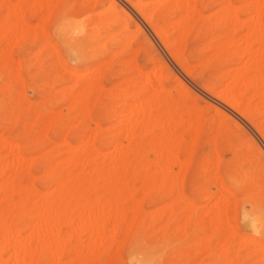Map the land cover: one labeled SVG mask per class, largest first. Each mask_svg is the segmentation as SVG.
Masks as SVG:
<instances>
[{"label": "bare ground", "instance_id": "1", "mask_svg": "<svg viewBox=\"0 0 264 264\" xmlns=\"http://www.w3.org/2000/svg\"><path fill=\"white\" fill-rule=\"evenodd\" d=\"M262 1L251 0V3L248 4L252 15L246 25L240 20L241 14L246 13L243 10L245 7L237 8L232 0H65L57 7L54 13L49 11L50 13L48 12L49 14L45 18L42 17L44 21L37 29L30 26L25 20L24 13L16 5L13 4V7V5L9 4L8 8H5V12H7V9L8 12L4 19L2 18V22L4 20L2 25L0 23V40L6 43L4 48L2 47L3 49L0 48V72L4 75V78L10 76V67L7 60H12L10 58L11 53L13 49L20 46L23 34L27 35L30 31H38V29L46 25L52 27L51 30L59 32L58 35L63 41L64 50L70 58H88V49L91 46H96L99 42L95 40L96 33L99 31H111L108 36L104 37V40L110 39L112 48L123 46V51H119L120 53H116L118 50L116 52L115 50H112V52L108 51L106 62L101 64L100 61L97 67H94L95 71L93 73L79 75L80 70L79 72L72 70L71 79L75 81V85L72 82L73 88L75 87L79 91H71L70 96L67 94L66 100L69 104L67 108L74 112L78 110L81 120L83 118L85 121L84 118L90 114L88 102L91 98V93L103 89L102 82L107 78L105 71L112 70V67L118 62L123 67H127L128 63L131 64L128 60L125 61V57L129 54L126 52L127 47H131V44L127 46L119 34L113 32L130 31L131 26L135 27L133 40L141 39L144 42L146 47L144 51L152 62L155 58L160 59V64L159 62L158 64L161 65V69H159V72L162 74L164 70L167 71L170 75L167 76L174 79L182 89V96L184 93L187 97H191L193 92L175 75L174 70L171 68L172 65L170 67V63L167 64L168 61L165 62V59L162 58V52L157 48L155 40L151 38L149 29L154 34L153 37L155 36L161 43L164 52L182 69L185 75L193 79L198 78L201 81V88L206 93L205 97L207 100L205 103L207 110L212 112L213 115L210 122L204 123L203 126L200 122L203 116L194 111V107H196L194 105L193 109L189 106L187 110L192 109L196 116L193 112L191 114L196 119L192 117L193 121H185L181 116L179 120L177 112L179 113L182 110H178L175 96L163 85L161 78H158L159 72H156L157 75L154 78L150 71L146 73L138 71L137 54L140 53L139 48L140 46L142 47L140 45L137 49L139 52H136V50L132 51L133 55L136 54L135 58L130 56L134 59V63H132L135 64L134 70L130 71V75H123L122 73L121 75L119 73L123 79L118 87L115 86L117 87L115 93L119 98H122L121 107L119 108L123 112L120 115L125 120H122L124 122L123 128L117 131L116 136L111 137L122 136V141L124 139L123 143H118L117 141L113 143L111 141L112 146L114 145V153L101 155L96 147L95 135L91 139V137L88 138L89 134L87 136L85 133L82 135L77 134L78 138L75 145L67 143L66 139L62 140L64 145L67 146L62 159H59L58 162L56 160L54 165L56 162L57 164L53 165L54 168L51 167L50 171L45 170L47 171L46 173L43 172L44 168L42 166L43 187L47 191L51 190L44 193L36 188L33 182L31 186L23 183V178L27 174L32 175L30 174L31 168L36 167L43 159V146L40 150L42 154L40 158H37L39 157L38 151L37 157L35 159L31 158L32 161L30 158L27 160L31 153L25 156V152L28 153L34 149L35 140H39L38 137L25 135L23 140L20 138L22 144H16L13 139L4 138V133L1 134L0 264H42L44 260H47L48 264H93L100 257L109 259V262H114L121 257L123 251L128 252V258L132 264H159L158 258L153 256L154 254L148 253L144 249V244L140 245L142 242L140 244L136 242L139 239V235L142 234L148 218L145 217L143 203L151 201L153 194L160 190L166 191L169 197L176 196L175 194L179 190L181 198L176 204L183 206L184 204L182 205V203L185 202V206H187L186 203H189L190 207L189 205L187 206L188 208L183 207L186 209L190 208L188 211L189 219L192 220L198 217L205 224L204 231L210 233L209 236L216 234L219 237L218 249L215 248L217 245L213 247L214 243H211L212 240L206 239L209 241L207 245L206 240H203L205 237L202 238L200 245H204L200 249V253L198 252L194 255L192 261H189V264H196L198 261L196 259L201 254L202 257L215 260V264H264V243H259L256 238L254 241L247 242L239 231H235V228V230H230L229 227L231 225L229 223L231 213L235 210L243 209V220H246L247 230L249 228L251 231H255L253 233H259L260 236H264V2ZM25 2L27 1L23 2L21 0L20 3L22 4L20 6ZM34 2L35 0H32L31 4ZM36 2L41 4L44 2L43 6L47 3V7H43L46 8V11L47 8L49 10L51 7V5L49 6V0H36ZM11 6L12 8L9 10ZM213 6L216 7L215 10L205 16L204 11ZM37 7L40 6H35V8ZM105 7H107L106 10L98 12V10ZM43 8L38 9V13H41V16ZM32 10L34 11L33 8ZM94 12L98 13L95 14ZM85 16L88 17L82 23L77 21V19L82 17L85 19ZM240 28L246 29L244 36L243 33L240 36L242 32L239 31ZM42 30L46 29L43 27ZM125 38L128 37L125 36ZM200 38L208 40L203 49L207 51V54L202 53L201 51L203 50L197 48V45H191ZM130 40L132 39L129 38L128 41ZM132 41L128 43H132ZM140 42H138V45L141 44ZM100 44L102 47L97 46L100 47L99 53L101 54L104 48L102 43ZM43 46L45 47V43ZM51 48L54 51V47ZM124 49L126 50L124 51ZM9 52L10 56L8 59ZM38 53L36 54L38 55ZM244 59H247L245 60L247 61L246 63H244L245 61L242 62ZM193 60H197L199 63L194 66L191 64ZM15 63L11 61V64H20ZM61 64L59 63L58 67H56L61 69ZM221 65H223L222 68L229 66L231 68L227 71L225 70L220 76H216L215 72L219 74L217 67L219 66L220 68ZM207 69L213 71L207 72ZM19 70L21 69L19 68ZM67 71L64 72L67 73ZM132 71H136L137 74L136 72L132 73ZM207 73H209V79L206 78ZM17 79H19L18 75ZM67 79H69V76ZM152 79L155 80L153 81ZM19 81L21 83V80ZM18 83L16 82L17 85ZM35 87L33 88L36 89L37 87ZM17 88L19 87L17 86ZM69 88L71 89L72 87ZM36 90L39 89L37 88ZM36 92L38 93V91ZM0 93L2 94V91ZM1 94L0 97H2ZM6 94L8 95L7 91ZM22 94L24 92H20L18 96H22ZM98 94L101 95L100 92ZM67 95L64 94V97ZM99 95L94 93V97ZM177 96L179 95L177 94ZM61 97L57 96L56 99ZM196 98H198L197 95ZM7 99L8 97L3 102L6 103ZM17 99L18 101L15 102L17 104L25 102L23 97H18ZM1 100L4 99L1 98ZM1 100L0 102L3 104ZM26 100H28L27 97ZM12 101L15 100L12 98ZM186 101L189 100L187 99ZM55 102L58 101L53 103ZM27 104L30 106L25 103L22 105L29 109L34 106L30 102ZM95 104L94 107H96ZM6 105L4 109L7 108ZM182 106L183 103L180 108ZM3 107L2 110L5 112L6 110ZM51 107L53 106L51 105ZM161 108L164 109L162 111L164 113L160 112ZM200 111L202 110L200 109ZM52 114L49 117L52 118ZM63 115H60L62 119ZM174 115H176L178 123H175L177 119ZM9 116L8 113L7 117L9 118ZM19 116L14 117V120H17L16 118ZM68 117L71 119L72 116ZM186 118L191 119V116H186ZM58 119L54 117L47 122L45 121L46 125L45 123L38 125H44L42 127L45 128L44 131L46 132L53 131L59 126L60 129L62 128L60 133L66 130L70 131V133L71 131L78 132L77 124L71 125L69 118L65 120V126L61 125V119L60 121ZM79 119L78 121L75 119L78 124ZM11 122H14L13 119ZM111 122H113V119ZM173 122L178 127V131ZM33 123L36 124L35 122ZM3 125L4 130L11 131L12 125L10 124V129L7 120L3 121ZM35 127L37 126L35 125ZM179 127L182 128L181 132L183 133L181 134H179ZM89 128H92V126H89ZM24 129L26 130V128ZM84 129L86 128L84 127ZM91 131L93 130L90 129V136ZM67 134L65 135L67 136ZM65 135L62 136L65 138ZM106 135L108 136V134ZM73 136L76 137L75 135ZM19 137H21V134ZM101 137L103 138L104 136L102 135ZM145 137L149 138L146 143H143V138ZM187 137L191 140L187 141ZM69 139L71 138L69 137ZM125 139L127 141L126 144L124 143ZM61 142L60 144H63ZM103 145L104 147L106 146V144ZM183 153L187 159L184 158V161H181L180 156ZM151 154H154L155 158ZM25 157L27 158L25 159ZM175 165H178L179 171L177 170V173L175 172L177 169ZM173 167H175V170ZM25 168L29 170V173L25 171ZM32 171L35 170L32 169ZM37 172L39 174L41 171ZM202 177L204 179L207 178V184L204 187L201 186L202 188L200 187L201 191L204 189L203 192L197 187L198 184H191L192 179L197 182ZM136 178L142 182L140 184L141 189L137 188V191L140 189L139 197L143 195V198L141 197L142 199L140 198L141 200L138 201L134 197L136 189L131 192ZM213 188H216L217 192H212ZM187 191L194 197L200 198L204 206L196 207L193 203H190V199L186 196ZM130 192V197L124 199ZM218 193H222L219 199L216 197ZM239 196L243 198L240 199ZM126 201L130 202V206H128L130 210L126 207L125 211L134 213L129 222L128 218L124 217L125 212L122 209L125 207ZM174 206L175 203L173 201L167 206L165 217L167 216L169 219L168 223L162 226L164 231H161L160 234H165L167 226L169 227L174 220ZM158 218L160 219V217ZM111 224L113 228L110 229L112 230L110 232L108 227L111 228ZM150 224H155V221H151ZM148 228L150 229V226ZM185 229L184 227L181 236L184 238H186L184 236L186 235ZM201 232L204 233L203 231ZM169 234L172 236L171 232ZM119 235L122 236L121 242L117 240ZM159 236L160 238L162 237L161 235ZM148 237L147 239H149ZM160 238H158V241ZM202 241L205 242L203 243ZM205 245H207V248L203 251L204 247H206ZM162 247L161 249H163ZM152 249L154 251V248ZM201 250L203 253H201ZM168 251L170 253L171 250L168 249ZM187 252L190 253L191 251ZM174 255L176 256L178 253ZM202 257L199 259L201 260ZM96 263L98 264L97 260Z\"/></svg>", "mask_w": 264, "mask_h": 264}, {"label": "rangeland", "instance_id": "2", "mask_svg": "<svg viewBox=\"0 0 264 264\" xmlns=\"http://www.w3.org/2000/svg\"><path fill=\"white\" fill-rule=\"evenodd\" d=\"M22 1L24 2L25 0H22ZM26 1L27 2H25L22 6H20L22 4V3H20L21 0H18V1L17 0H11V1L2 0L1 1V6H0V10H1L0 11V23H1V25L4 22V20L2 22V18L4 19V16H6L7 15V12H8V9H7V12H5V8H8L9 4H11V5L14 4V5H16L17 8L19 7L18 9H21V12L24 13L25 20L30 24V26L32 28L35 27L34 29H37L39 27V25H41V23L44 21V18L50 13L49 11H51V13H54L55 10L57 9V7L59 5H61V3L63 1H65V0H52V1L49 0V6L51 5V7L49 8V10L47 8V11H46V8H43V7H47V3H46L47 1L45 2L46 3L45 6H43L44 2H42L43 4H41L40 2L37 3L36 0H35L36 4L34 5V3H35L34 2V3H32L33 4L32 5L31 4V1L32 0H26ZM9 2H11V3H9ZM232 2L235 4V6L237 8H244L245 7L243 10H245L246 13L245 14H241L240 20L245 25L248 24L247 23L248 22V19H250L251 18L250 16L252 15L251 14V9L248 8L249 7L248 4L251 3V0H250V2H249V0H232ZM262 2H264V0ZM244 3L247 4V5H245ZM6 5H7V7H6ZM14 5H13V7H14ZM25 5H26V7H25ZM31 5H32V7H31ZM38 5L40 7L35 8V6H38ZM41 7L43 8L42 9V12H43L42 13V16H41V13H38V9H41ZM11 8H12V6L9 7V10ZM32 8L34 9V11L32 10ZM106 8L107 7L102 8V9L98 10V12L100 13L101 11L106 10ZM215 8L216 7L213 6V7L209 8L208 10H205L204 11L205 16H208L207 14H211V12H213V10H215ZM2 10H4V11H2ZM98 12H96V13H98ZM94 13H93V15H94ZM42 17H44V18H42ZM87 17L88 16H85V19H84V17H82L83 19L80 18V19H77V21L79 23H82L83 21L86 20ZM36 24H37V27H36ZM46 26H43L46 30H42L43 27H41L40 29H38V31H30L29 34H27V35H25V34L22 33L24 35L23 36L24 39L23 38L21 39L20 46L18 48L13 49V51L11 50L12 51L11 56H10V52L8 54V59H9V56L12 59V60H10V59L7 60L8 64H9V67H10L9 68L10 69V76L9 77L6 76V78H4V75H2L1 72H0V74H1V76H0V89H2V90H0V92L2 91V94L0 93L2 95V97H0V100H1V98H3L4 100H1V101L5 105H6L7 101H8V103L6 105V107H7L6 109H4L5 108V105L1 104V102H0V113L2 112V114H0V125H1L0 126L1 127V129H0V139L2 138L1 137V134L4 133L3 134V137L4 138L7 137V139H13V141L16 142V144H20L22 142V141H20V138H21V140H23V138H25V135L26 136L28 135L30 137H33V135H34V136H36V138L38 137L39 140H37V139H36L37 141L35 140V142H36L35 145H38L39 147L34 145L35 151L33 149L31 152H28V153L25 152V156H27V155H29L31 153L28 156V158L25 157V159L26 158H27V160H29V158L30 159L31 158L32 159H35L37 157V151H38V156H39L37 158H40V156L42 155L41 152H40V150H41V147L43 146L42 147L43 148L42 151H44V154L42 155V157H43L42 160L43 161L41 160L40 163L36 167L31 168L30 174H32V175H28L27 174L23 178V183L25 185L31 186L32 185L31 183L33 182V185L36 188H38L40 191H43L44 193L47 190L45 189V187H43L44 186V180H42V176H43L42 171H43V168H44V171L43 172L46 173L47 171H45V170L50 171L51 170V167L54 168V166L57 164L58 160L59 159L60 160L62 159V155H63L64 151L67 150V146L64 145V143H63L62 140L66 139L67 140V143H70V144H74L75 145L76 144L75 142L77 141V138H78V135L77 134H81L82 135V134L85 133L86 136L89 134L88 138L91 137V139H92V136L94 137V135H95L96 138L94 140L97 141L96 147L100 151L101 155H103V156L106 155L107 153L110 154V153H112L114 151V148H113L114 145L112 146L111 141H113V143H114V141H117L118 143H123L124 139L122 141V136H117V138L116 137L115 138H111L113 136H116L117 135V131L120 130L121 128H123L124 122L122 120H125L124 117L122 116L123 117V119H122V117L120 115V113L123 112V110H121L119 108V107H121L120 104L122 103V101H121L122 98L121 97L119 98L117 96V94L115 93V90L118 87V85L121 84V81L123 79L121 75L122 74L123 75H128V74L130 75V73H131L130 71L132 69L134 70V68H135L134 67L135 64H132V63H134L133 62L134 59H132V57H130V56H133L134 57V56H136V54L133 55L132 51L133 50L134 51L136 50V52H139V50H140V53L137 54V56H138L137 57V64L139 65V66L137 65L138 66V71L145 72V73L150 71L152 73L151 75H153V77H154V76L157 75L156 72H159V69H161V65H159L160 64V59H156V58L154 59V57H153L154 61L152 62L149 59V57H147L146 52L144 51V49H146L144 42L141 39H138L137 37H136V39H138L139 41L138 40H133L134 39V36H135L134 35V33H135V27L131 26L130 29H129L130 31H113L115 34H119L120 38L123 39L126 42L125 44H127V46L129 44H131V47L128 46L127 47L128 48L127 50L124 49V51L126 50V52L129 53L128 54L129 58H128V56L125 57V61L128 60L131 64L128 63V66L127 67H123V66L120 65V62H118V63H116V65H114V67H112V70L109 69V70L105 71L106 73L104 72L105 74H107V78H106V80H104L102 82L103 89L102 90H96L97 92L94 91L93 93H91V96H90L91 98H90V100L88 102L89 103L88 104V111L90 112V114L88 115V117L84 118L85 121L83 120V118L81 120V117H80L81 115L79 116L78 115L79 112H77L78 110H76V112H74V111H70L69 108H67L69 106L68 101L66 100V98L68 97V95L70 96L71 91L72 92H76V91L78 92L79 91V89H77L75 87L73 88V86L75 85L74 84L75 81H73V79H71L72 77H71L70 74L74 70H77L78 72L80 70L79 75H81V74L82 75L83 74L88 75V73H90V72L93 73L95 71V68L94 67L95 66L97 67V65H98V63L100 61H101L100 62L101 64H103V63L106 62V60L108 59V51L109 52H112V50H115V52H116L118 50V52H116V53H120L121 51H123V46L120 45L121 47L120 46H118V47L116 46V48H114V47L112 48L111 47L112 41L110 39H107V41L104 40V37L105 36H108L111 31H99V32L97 31L98 33H96L97 35L95 37V40H98L99 41L97 45H99L100 43H102L103 48H104V50H102L103 53H101V54L99 53V51L101 50L100 47H102V46H100L101 45L100 44L99 45L100 47L96 45V46H91L88 49V53H87L88 58H86V59L85 58H70L67 55V53L65 52V50H64L63 41L60 38V35H58L59 32L58 31L51 30L52 27H50L49 25H46ZM240 29H239V31H242L240 33V36H241L242 33H243V36H244L245 33H246V31H245L246 29H244V28L243 29L240 28ZM77 32H79V31H77ZM31 33H33V34H31ZM149 33H150L151 38L153 40H155V44H157V48L159 49V51H161L162 53L165 54L164 55V54L161 53L162 58L165 59V62L168 61L167 64L170 63L169 64L170 67L172 65L171 68H172V70H174L173 72L175 73V75H177L191 89V91L193 92V94L191 95V97H187L184 93H183V96H182L181 95L182 92H183L182 89L178 86V84L176 83V81L174 79H172L171 77H168L170 75L167 73V71L164 70L162 72V74H161V72L158 73L157 76H158V78H161V81H162L163 85L169 91H171V93H173V96H175V99H176V102H177V106L176 107L178 108V110H182L183 111V114L186 113V114L183 115L182 114V111H180L181 113L180 112L179 113L177 112V116L179 117L178 119L180 120L181 116H182L183 119H185V121L192 120L193 118L196 119V117H193L192 114H191L193 112L192 109H193V107L195 105L196 107H194V111L200 113L203 116L202 120L200 121L202 123V125L204 126V123H206V124L209 123L210 120H211V118H212L211 116L213 115V113L210 112L209 110H207V106H206V103H205V101L207 100L206 97H205L206 96V93H204V91L201 88V81L198 78H194L193 79L192 77H189V76L185 75V73L182 71V69L180 67H178V65L170 57H168L169 55L166 54V52H164V48H162L161 43L158 41V39H156L155 36L153 37L154 34L152 33V31L150 29H149ZM98 34H99V36H98ZM121 35H122V37H121ZM125 36L128 37V38H125ZM45 38H47V39H45ZM129 38L132 39L133 41L132 40L128 41ZM48 41H49V43H47ZM131 41H132V43H128V42H131ZM138 42H140L141 44L138 45ZM44 43H45V47L43 46ZM207 43H208V40H205L203 38H200L197 42L192 43L191 45L192 46L197 45L196 46L197 48L203 50L205 48V46H206ZM199 44H200V46H199ZM0 45H1L0 48H2V47L4 48V45H6V43L4 41H1L0 40ZM140 45H142V47ZM139 46H140V48H139ZM48 47H50V48L51 47H54V51H53V48L50 49ZM124 47H125V45H124ZM138 48H139V50L137 51ZM41 50H43V51H41ZM38 52H40L41 54L38 53ZM201 52L202 53L204 52V54H207V51H205V50H203ZM36 53H38V55ZM27 54H29V55H27ZM102 54H103V56H102ZM25 60H26V62H25ZM86 60H89V61H86ZM245 60H247V59H244L242 62H244ZM11 61H12V63H15L16 62L15 64H19V63L20 64L19 65H14V64H11ZM158 62H159V64H158ZM246 62L247 61H245L244 63H246ZM59 63L60 64L62 63L61 64L62 65L61 66V69L60 68H57L58 65H59ZM196 63L198 64L199 62L197 60L191 61V64H193L194 66H195ZM13 65H14V67H13ZM35 65H38V66H35ZM15 67H19L21 70H19V68H15ZM222 67H223V65H221L220 68H219V66L217 67L218 70H219V74H217L218 72H215L216 76H220V74H222L223 72H225V70L227 71V70H229L231 68V66L225 67V68H222ZM66 70H68L67 73H65ZM14 71H16L17 73L14 72ZM18 71H19V73H18ZM208 71H213V70L207 69V72ZM127 72H129V73H127ZM134 72H136V71H134ZM134 72L132 71V73H134ZM119 73L120 74L122 73V74L119 75ZM136 74H137V72H136ZM17 75L19 76V79H17ZM64 75L66 76V78H68V76H69V79L66 80V78H65ZM109 75H111V76H109ZM11 77H12V79H11ZM206 78L209 79V73L206 74ZM213 78H212V80H213ZM19 80H21V83H20ZM22 80H23V82H22ZM152 80L154 81L155 79H152ZM15 81L17 83L19 81L18 85L16 84ZM24 81H25V83H24ZM34 82H35V85H34ZM64 82L66 83V85H65ZM72 82H73L74 85L72 84ZM60 83H62V84H60ZM116 83H118V84H116ZM5 84H6V88H5ZM19 84H20L21 88H20ZM13 86H15V87H13ZM17 86L19 88H17ZM35 86L39 90H36L37 88ZM115 86H117V87H115ZM7 87H8V89H7ZM22 87H23V89H22ZM33 87H35L36 89H34ZM69 87H72V88L70 89ZM42 88H44V89H42ZM179 89H181V90H179ZM33 90H35V92L38 91L39 95H42L43 97L42 96H39L38 93L36 92V94L38 95V97H37V95L35 94V92H33ZM42 90H43V92H42ZM6 91H7V93H8L9 96L6 94ZM16 91H17V95H16ZM63 91L65 92L64 93L65 95H67V94L68 95L64 97ZM20 92H22V93L24 92V94H22V96H20V95L18 96V94ZM98 92H100L101 95H99ZM94 93L95 94L97 93V95H99V96H97V97L95 96L94 97ZM58 94H61V95H58ZM177 94L179 96H177ZM6 95H7L8 99H7L6 103H5L3 101L6 100V98H7ZM109 95H110V97H109ZM180 95H181L182 99H181ZM196 95L198 96V98H196ZM57 96H59V97L62 96L61 98H63V99H61V98L56 99ZM185 96H186V98H185ZM193 96L195 97L196 100L194 99ZM18 97L19 98L23 97V100L25 102H20L19 103L20 105L17 104V103H15V102L18 101V99H17ZM26 97H27L28 100H26ZM93 97H94V99H93ZM177 97L180 98L181 103H180L179 98H177ZM12 98L15 101H12ZM45 99H47V100H45ZM60 99H61V101H59ZM97 99H98V101H97ZM187 99L189 101H186ZM19 101H20V99H19ZM54 101H58V102H55L56 105H55V103H53ZM96 101H97V103L95 104ZM183 101L185 102V104H184ZM26 102L27 103L30 102L31 105L33 104L34 106L33 107L31 106L30 109H29L25 105H22L23 103H25L27 106H30ZM49 102L51 103V105L53 107H51V105H50ZM66 102H67V104H66ZM91 102H93V103H91ZM182 103H183V106L180 108V106L182 105ZM14 104H15V106H14ZM94 104H95L96 107H94ZM101 104H102V106H101ZM118 105H120V106H118ZM16 106H18V107H16ZM99 106H100V108H99ZM116 106H117V108H116ZM189 106L192 107L191 110L189 109L190 111L187 110V108H189ZM2 107H3L4 110H6L5 111L6 112V115H5V112L2 110ZM25 108H26L27 111H29L28 113L25 110ZM37 108L40 109V110H38ZM200 109L202 111H200ZM33 110H34V114H33ZM162 111H164V109L161 108L160 109V112H162ZM7 112L10 115L9 118L7 117V114H8ZM52 112H53V114H52ZM95 112H96V114H95ZM54 113H55V116H54ZM56 113H57V115H56ZM108 113L109 114L112 113L114 115L111 114V116H109ZM162 113H164V112H162ZM50 114H52V118L49 117ZM193 114H195V116H196V113L193 112ZM30 115H32L33 117L30 116ZM60 115L61 116L63 115V119H62V117H60ZM73 115H75V116H73ZM185 115L187 117L191 116V119L190 118H186ZM16 116H19L18 118H16L18 121L17 120H14L15 119L14 117H16ZM58 116L60 117L61 121H60V119H58L59 118ZM68 116L74 117L77 121H78V118H80L79 119V124H81L82 126L79 125L78 122H75V119L74 118L71 117V119H70V117H68ZM174 116L176 117V115H174ZM36 117H38V118H36ZM54 117L57 118L58 121H60V124L63 125V126H65V123H64V122H66L65 120H67V118H69V121L71 122V125L74 124V123L77 124L76 127L78 129L77 130L78 132L71 131V133H70V131H67L66 130L63 133H60L61 132V129H62V128L60 129V126L57 127L53 131L46 132V131H44L45 128L42 127L44 125H40V126L38 125V124H44V123L46 125L47 124L46 122L48 120L53 119ZM82 117H84V116H82ZM105 117L109 121H107L105 119ZM109 117H111V118H109ZM21 118L24 119L23 122H22V119ZM41 118H43V119H41ZM204 118H205V120H204ZM12 119L15 122V124H13L14 122L13 123L11 122ZM112 119H113V122H111ZM176 119H177V117H176ZM178 119H177V122L175 121V123H178ZM195 119H194V121H195ZM4 120H7V123L9 124V128L10 129H11V125H12L11 131L10 130L9 131L4 130V127H3L4 126L3 125V121ZM33 122H35L36 124H34ZM32 123H33V125H32ZM35 125L37 127H35ZM115 125H117V126L114 127ZM173 125L176 126V124H174V122H173ZM89 126H92V128H89ZM98 126H100V127H98ZM2 127H3V129H2ZM84 127L86 129H84ZM108 127H109V129H108ZM112 127H114V128L112 129ZM24 128H26V130ZM79 128H82V129H80L82 131H80ZM90 129L93 130V131H91V136H90ZM181 130H182V128L179 127V131H180L179 134L183 133V132H181ZM99 131H100V133H99ZM177 131H178V127H177ZM43 132H44V134H43ZM45 132L48 133V134H46ZM53 132H55L54 135H53ZM97 132H98V135H97ZM67 133H69V134H67ZM20 134H21V137H19ZM65 134H67V136ZM106 134H108V136ZM138 134H140V133L138 132ZM62 135H65V138ZM73 135H75L76 137H74ZM102 135L104 136L103 138L101 137ZM42 136H44V138H42ZM10 137H12V138H10ZM13 137H15L16 140ZM45 137H46V139H45ZM69 137L71 139H69ZM40 138H42L43 140L40 139ZM57 138H59V139H57ZM148 138L149 137L143 138V143H146V141L148 140ZM189 139L190 138L187 137V141ZM99 140L102 141V142H100ZM106 140H108V142L110 141L109 142L110 145H109L108 142H106ZM60 142L63 143V144H60ZM126 142L127 141L125 139V142L124 143L126 144ZM56 143H58V144H56ZM102 143L103 144H106V146L104 147V145ZM97 144H99L100 146L97 145ZM98 146H99V148H98ZM111 147H112V151H111ZM108 149H109L110 152L108 151ZM32 152L34 153V155H32L33 154ZM0 153H1V150H0ZM58 153H59V155H58ZM151 155H153L152 157L155 158L154 154H151ZM184 158L187 159L186 155L183 153L180 156L181 161H184ZM32 159H31V161H32ZM56 160H57V162L54 165V162ZM31 161H28V162H31ZM42 166H43V168H42ZM175 166L177 167L178 165H175ZM173 168L175 170V167H173ZM32 169L35 170L36 172L35 171H32ZM60 169H59V171H60ZM27 170L28 169L25 168V171L27 173H29V170L28 171ZM39 170L41 171V172H39L40 175L37 172ZM177 170H178V167H177V169L175 171L176 173L179 171V170L178 171ZM33 177H35V178H33ZM34 179H36V180H34ZM206 179L207 178L204 179V177H202L197 182L196 181H193L195 179H192L191 180L192 181L191 184L192 185L198 184L197 187L201 191V188L204 187L207 184L206 183ZM140 184H142L141 180H139L138 178H136L135 179V182H133L134 188L131 185V187H132L131 192H133L136 189L134 191V197L136 198L137 201L138 200H141L143 198V195L141 196L142 198L139 197L140 196V193H141V191H140V189H141L140 186L141 185ZM135 186H136V188H135ZM137 188H140V189H138V191H137ZM202 190L204 191V189H202ZM48 191H51V190H48ZM136 191H137V193H136ZM203 191H201V192H203ZM131 192L129 193V195L125 196L126 198L124 197V199H128L130 197V195H131ZM162 192H163V194H162ZM212 192H217L216 188L215 189L213 188L212 189ZM179 193L180 192L178 190V192H176V194H175L176 196L173 195L172 197H169V196H167L168 193L166 191H163V190L156 191V193L153 194V197H152V200L151 201L143 203L144 204L143 205V210H144V213L146 215L145 217L146 218L148 217V218H147V221H146L145 228H144L142 234L139 235V239H138V241L136 243L140 244L142 242L140 245H143L144 244V246H145L144 249L148 253L154 254L153 256H156L158 258V260H159L158 263L159 264H189L190 263L189 261H192V258L194 257V255H196L200 251V249L202 248V246L204 245V244L203 245H200L201 244V240L204 237H205V239H203V240H206V239H208L209 241L212 240L211 243H214L213 244V247L219 243V237H218V235H216V234L213 235V236L210 235L211 236L210 237L209 236L210 233H207V232L204 231L205 224L203 223L202 220H200L198 217H196V218H194L192 220L189 219V213H188V211H189L190 208L189 209L183 208L185 206V202L182 201L183 202L182 205L184 204L183 206H181V205L179 206V204L178 205L176 204V202L181 198V194H179ZM221 194L222 193H218L217 194V196H216L217 199H219L221 197ZM186 196H187V198L190 199V203H193L196 207H199V206L200 207H203L204 206V203H201V199L198 198V197H194L189 191H187ZM165 197H167V198H165ZM201 197L202 198H205L203 196H201ZM239 198L242 199L243 197L239 196ZM170 200H172L175 203V206H174V214H173L174 220L172 218L173 221H172V223H171V225L169 227L167 226L166 233L165 234L164 233L160 234L161 231L162 232L164 231V229L162 228V226L163 225H166L168 223V219L169 218L167 216L165 217V214H166L165 211H166L167 206H169L172 203V201H170ZM129 203H130L129 201H126L125 202V207L122 208L124 210V212H125L124 213V217H127L128 218V222L130 221L129 219L132 218L133 217V214H134L132 211H125L127 209L126 207L130 206ZM186 204H187V206L189 205V203H186ZM187 206H185V207H187ZM189 207H190V205H189ZM128 208L130 210V207H128ZM241 211H242V213H241ZM167 213H168V211H167ZM187 216H188V218H187ZM158 217H160V219ZM156 218H158V219H156ZM243 219H244V217H243V209H239L238 211L235 210L233 213H231V215L229 216V223L231 224L229 226L230 227V230L231 229L233 230L235 228L236 230L235 229L234 230L235 231H239V233L241 234V236H243L247 242L248 241L249 242L250 241H254V239L256 238V240L258 239L257 241H259V243L260 242L261 243H264V236L263 237L260 236L259 233H253L255 231H253V230L251 231V229H249V228L247 230V228H246L247 227L246 220H243ZM153 220L155 221V224H150V222L153 221ZM149 226H150V229L148 228ZM110 227L111 228L108 227L109 230L113 228L112 224L110 225ZM184 227L186 228L185 231H184L185 234H186L184 236L186 238L181 237L182 236V230H183ZM111 231L112 230H110V232ZM201 231H203L204 233H202ZM169 232H171L172 236H170ZM159 235H161L162 237L160 238ZM147 236H149L148 237L149 239H147ZM158 238H160L159 241H158ZM117 240L119 242H121L122 241V236L119 235V237L117 238ZM197 240H198V242H197ZM209 241L206 240L207 245H208V242ZM162 245H163V247H162ZM198 245H200V246H198ZM207 245H205L206 247H204L203 251L205 250V248H207ZM161 247L163 249H161ZM152 248H154V251H152L153 250ZM215 248L218 249V245L215 246ZM168 249L171 250L170 251L171 254L169 253ZM190 249H192V250H190ZM193 250H195V252H193ZM187 251H191V252L188 253ZM177 253H178V255L175 256L174 254H177ZM191 253H194V254H191ZM201 253H203L202 250H201ZM201 255L198 256V258L196 259V261L198 260L197 261L198 264H215V260H210L207 257H202ZM173 256H175V257H173ZM165 257L166 258H169V259H166ZM200 257H202L201 260L199 259ZM181 258H182V260H181ZM96 260L98 261V264H110V263L111 264H132L131 261L128 258V252L127 251H123L122 252L121 257L117 259L118 261L116 260L117 262L116 261H114V262L110 261L109 262V259L107 260V259H105L103 257L97 258ZM96 260H95V262L93 264L96 263ZM42 264H48L47 260H44Z\"/></svg>", "mask_w": 264, "mask_h": 264}]
</instances>
